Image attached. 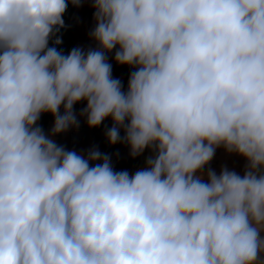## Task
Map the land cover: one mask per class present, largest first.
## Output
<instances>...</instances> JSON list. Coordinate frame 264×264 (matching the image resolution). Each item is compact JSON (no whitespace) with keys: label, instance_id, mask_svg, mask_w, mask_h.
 I'll return each mask as SVG.
<instances>
[{"label":"clouds","instance_id":"obj_1","mask_svg":"<svg viewBox=\"0 0 264 264\" xmlns=\"http://www.w3.org/2000/svg\"><path fill=\"white\" fill-rule=\"evenodd\" d=\"M83 2L0 0V264H264V0H88L97 47H50ZM83 101L143 167L56 142Z\"/></svg>","mask_w":264,"mask_h":264},{"label":"rangeland","instance_id":"obj_2","mask_svg":"<svg viewBox=\"0 0 264 264\" xmlns=\"http://www.w3.org/2000/svg\"><path fill=\"white\" fill-rule=\"evenodd\" d=\"M94 10L88 0H84L81 7H74L71 3L68 4L67 10L63 16L65 27L61 28L57 36L62 40L60 45H55L53 37L49 41L50 47H57L58 51L65 53L72 45L75 47H82L85 50L88 48H96L97 44L93 43L87 37L89 26V13ZM72 49H69V53ZM114 52L108 54L109 63L112 65L113 78H117L122 82L123 89L126 91L128 86L129 75L127 71L134 70L127 65H119L114 59ZM86 107V101L77 103L74 106V111L77 114L80 127L78 129L71 128L66 133H62L55 137L56 142L65 146L68 150H76L77 152H87L93 146L99 148L102 153H107L112 156V163L116 171L127 170L130 174L144 166L145 157L150 153L145 150L144 155L133 158L130 155L129 148L124 144L111 145L105 137V131L112 126L111 118L106 119L101 126L97 128H89L85 119L79 116L80 111ZM61 113L63 107H61ZM39 125L47 133L54 123V117L51 113H44L41 115ZM123 136V132H121ZM117 153L119 154L117 156ZM247 160L235 153H228L223 147L216 150L214 158L209 165L206 166L205 172L208 168L214 170L217 174L222 167H227L229 170H234L241 175L244 166L247 165Z\"/></svg>","mask_w":264,"mask_h":264},{"label":"built area","instance_id":"obj_3","mask_svg":"<svg viewBox=\"0 0 264 264\" xmlns=\"http://www.w3.org/2000/svg\"><path fill=\"white\" fill-rule=\"evenodd\" d=\"M95 27V21H94V10H91L89 13V26H88V32H87V37L88 39H90L93 43L96 44V42L94 40H92L90 38L89 33L91 32V30Z\"/></svg>","mask_w":264,"mask_h":264},{"label":"trees","instance_id":"obj_4","mask_svg":"<svg viewBox=\"0 0 264 264\" xmlns=\"http://www.w3.org/2000/svg\"><path fill=\"white\" fill-rule=\"evenodd\" d=\"M71 46H72V45L70 44V48H69V49H72V47H71ZM69 49H67V51H68ZM67 51H66V52H67ZM66 52H65L64 54H66ZM131 72H132V70H130V71H127V72H126V75H127V76L129 75V76H130V73H131Z\"/></svg>","mask_w":264,"mask_h":264},{"label":"crops","instance_id":"obj_5","mask_svg":"<svg viewBox=\"0 0 264 264\" xmlns=\"http://www.w3.org/2000/svg\"><path fill=\"white\" fill-rule=\"evenodd\" d=\"M246 162H247V161H246ZM245 167H246V166H244V168H243V172L241 173V175H243L244 170H245ZM262 235H264V233H262Z\"/></svg>","mask_w":264,"mask_h":264}]
</instances>
